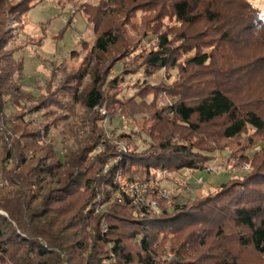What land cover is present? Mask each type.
I'll return each instance as SVG.
<instances>
[{"label":"trees","instance_id":"1","mask_svg":"<svg viewBox=\"0 0 264 264\" xmlns=\"http://www.w3.org/2000/svg\"><path fill=\"white\" fill-rule=\"evenodd\" d=\"M166 2L176 19L184 25L204 17L215 22L218 32L228 34L219 42L211 39L214 45L210 48L216 50L229 46L231 49L227 52L235 55L230 54L232 68L226 70V64L224 67L221 64L211 74L213 66L210 69L205 64L208 60L213 63L212 55L196 51L193 56L181 58L186 51L172 45L166 35L160 36L156 48L148 53L143 66L144 76L150 77L156 70L178 69L183 59L182 66L198 69L203 78L206 76V88L196 100L186 99L176 89L177 99L166 107L173 117L168 122L173 126L179 123V127L197 134L202 127L221 121L222 139L246 142L239 158L251 161L253 156L247 153L253 147L251 137L264 132V94L255 97L251 81L246 83L243 78L236 79L235 74L240 75L248 65V68L259 66L256 70L261 71H255L256 76L264 72V52L259 51L264 45V20L259 10L245 0H222L221 6L204 0H165L164 6ZM15 10L11 14L19 16ZM29 10L26 8L19 17ZM236 29L243 34L234 36ZM61 34L58 32L54 38ZM227 39L231 42L227 43ZM117 42L116 34L104 31L97 36L93 50L98 55H106ZM15 53L13 50L10 62ZM232 57L239 59L234 61ZM20 65L16 87L20 96L29 99L31 95L20 90L24 73L21 60ZM6 67L8 65H1L0 72ZM7 73L14 75L10 71ZM86 77L92 78L91 83L84 91H79ZM67 79L68 97L83 108L82 120L60 147L51 137L48 125L23 131L19 137L13 129L10 139L5 140L7 130L0 125L1 140L5 141L6 148L1 160L5 169L0 178V264H130L132 257L126 253L125 237L138 241L139 252L135 256L139 264H156L152 249L154 232L177 230L207 219L231 220L236 227L247 232L238 236L240 245L252 247L256 253L264 255V167H256L244 176L241 183L228 181L229 184H220L211 199L191 207L177 203L172 213H168V199L158 196L162 188L158 183L146 194L147 198L157 202L159 210L156 212L132 199L119 201L114 178L117 172H122L129 181L148 183L158 172L196 173L215 163L213 156L209 155L215 148L196 149L195 145L182 139L181 143H175L172 130L168 135V128H159L152 134L149 132L148 136L157 143L150 141L149 147L142 151L127 147L126 152H118L113 138L106 137L100 124L105 115L100 119L96 115V109L103 107L106 101L100 69L93 70L88 61L81 71ZM51 82L45 80L43 84L52 86ZM72 82L79 84L78 87H71ZM5 93L14 100L18 91L6 90ZM41 107L35 104L27 113H37ZM110 115L108 113L107 117ZM159 118L156 124L162 126L164 118ZM29 124H24L26 129ZM115 159L117 161L113 162ZM192 182L189 181L188 186ZM124 228H132L131 233L126 235ZM178 264H194V261L185 260ZM214 264L238 263L219 256Z\"/></svg>","mask_w":264,"mask_h":264},{"label":"rangeland","instance_id":"2","mask_svg":"<svg viewBox=\"0 0 264 264\" xmlns=\"http://www.w3.org/2000/svg\"><path fill=\"white\" fill-rule=\"evenodd\" d=\"M154 1L0 0V66L8 65L0 72V125L7 130V133L4 132V140L10 139L13 129L19 137L20 133L23 135V131L25 133L38 125H48L51 137L60 147L65 137L71 135V130L82 120L83 108L72 103L68 97L70 88H65L67 77L81 71L90 61L91 68L100 69L104 78L102 92L106 101L103 107L96 109V115L100 119V111L105 112L104 118L100 120L101 126L105 123L109 131L108 139L113 138L116 148L121 144L126 150L130 147L142 151L149 147L150 141L157 143L148 136L149 132L152 134L153 130L159 128H168V135L172 130L175 143L183 140L195 145L196 149L215 148L209 155L221 166V171L208 172L206 167L204 171L196 173L168 172L166 179L156 178L157 183L168 193V213H172L177 203L191 207L211 199L217 194L220 184L241 183L244 176L256 167H264V132L251 137L253 147L247 153L253 159L246 162L239 158L246 142L224 141L220 136L221 121L202 127L197 134L179 127V123L173 126V123L168 122L173 117L168 114L166 107L177 99L176 89L186 99L196 100L197 95L206 88V76L203 78L198 69L182 66L184 59L178 69L156 70L152 76H144L146 58L156 48L160 36L166 35L172 45L186 51L181 58L193 56L196 51L212 55L213 63L210 64L208 60L205 64L210 69L213 66L211 74L221 64H226V70H229L233 63L231 51L230 54L227 52L231 49L229 46L216 50L210 48V45H214L211 39L219 42L228 34L218 32L215 22L204 17L193 24L184 25L173 15L168 2L164 6L165 0H156L151 4ZM204 1H212L215 6H221L222 0ZM245 1L258 9L264 20V0ZM26 8L30 10L19 17ZM12 10L19 16L12 15ZM69 19L70 25L67 26ZM104 31L116 34L118 42L106 55H98L94 52L93 45L97 36ZM58 32L62 33L61 36L54 38ZM240 34H243L241 30L236 29L234 36ZM45 39L52 41L49 47L54 53L43 50L41 45ZM226 42L231 41L227 39ZM13 50L16 51L14 62H10ZM259 51L264 52V45ZM238 59L232 57L234 61ZM20 60L24 67L20 90L31 95L29 99H26L28 96H20L16 87ZM248 67L249 65L240 75L236 73L235 77L243 78L246 83L251 81L255 97L261 96L264 94V72L256 76L255 71H261L256 70L259 66ZM9 71L14 75L8 74ZM45 80L52 81V86L43 84ZM91 80V77H86L79 91H84ZM71 85L78 87L79 84L72 82ZM6 90L18 91L14 100L9 99ZM35 104L42 106L39 112L28 114L27 111ZM251 108L254 109L253 106ZM255 110L258 112V109ZM108 113L111 118L107 117ZM159 117L164 118L162 126L156 124ZM25 123H30L29 129H26ZM4 143L0 134V178L5 169L1 161L6 149ZM260 148L262 150L255 154ZM230 161L235 163V170H228ZM189 181H193L190 186ZM124 229L127 230L126 235L132 231V228ZM241 233L247 232L236 227L229 219H207L177 230L154 232L152 249L156 254V264H178L185 260H193L194 264H214L219 256L235 260L238 264H264V255L256 253L252 247L240 245L238 236ZM124 242L127 246L126 253L132 257L130 264H139L135 256L139 252L138 241L125 237Z\"/></svg>","mask_w":264,"mask_h":264},{"label":"built area","instance_id":"3","mask_svg":"<svg viewBox=\"0 0 264 264\" xmlns=\"http://www.w3.org/2000/svg\"><path fill=\"white\" fill-rule=\"evenodd\" d=\"M101 115H105L104 111H100ZM102 121H100L101 124ZM102 127L105 128L106 130V137H109V131L104 123ZM117 150L118 152H126V149L123 145L118 144L117 145ZM117 159H115L113 162H116ZM228 170H235V163L233 161H230L227 166ZM221 166L218 165L216 162L209 165L206 168V171L208 172H218L221 171ZM161 177L162 179H166L168 177V173L166 172H158L154 180L150 183L141 180V181H129L128 178L122 173V172H117L115 174V183L117 185V194L116 197L118 198L119 201H121L124 198L132 199L133 202L137 203H143L145 207L150 208L152 212H156L159 210V206L157 202L150 197L147 198L146 194L148 191H152L155 186H157V181L156 178ZM159 185V184H158ZM159 198L161 199H168V193L166 189L163 187L161 188L159 194Z\"/></svg>","mask_w":264,"mask_h":264},{"label":"crops","instance_id":"4","mask_svg":"<svg viewBox=\"0 0 264 264\" xmlns=\"http://www.w3.org/2000/svg\"><path fill=\"white\" fill-rule=\"evenodd\" d=\"M54 33H55V31H53ZM52 45V41L50 40V39H45V40H43L42 41V48H43V50L45 51V52H53L51 49H50V47L49 46H51ZM54 53V52H53Z\"/></svg>","mask_w":264,"mask_h":264}]
</instances>
